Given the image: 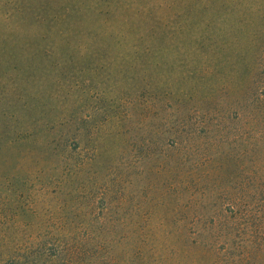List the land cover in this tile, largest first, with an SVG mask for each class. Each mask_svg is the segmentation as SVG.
Here are the masks:
<instances>
[{
    "label": "rangeland",
    "instance_id": "rangeland-1",
    "mask_svg": "<svg viewBox=\"0 0 264 264\" xmlns=\"http://www.w3.org/2000/svg\"><path fill=\"white\" fill-rule=\"evenodd\" d=\"M104 10L0 26V264H264V0Z\"/></svg>",
    "mask_w": 264,
    "mask_h": 264
},
{
    "label": "trees",
    "instance_id": "trees-1",
    "mask_svg": "<svg viewBox=\"0 0 264 264\" xmlns=\"http://www.w3.org/2000/svg\"><path fill=\"white\" fill-rule=\"evenodd\" d=\"M140 1H144L146 3L148 0ZM133 2L134 0H62L46 4L35 2H19L8 6V15H0V26L4 28H11L12 30H27L31 33H35L37 30L43 29L45 27L57 28L67 26L69 28H74V26L80 22V20L83 18V15L87 11L91 10V12L97 14V9L102 6L105 8V10L110 9L112 12L111 15L115 17L119 15L118 13H120L121 10H125ZM105 10L102 12L104 15L106 14ZM137 11L146 15L151 21L149 27L147 28L146 34L138 36V41L142 42L145 39L149 42L150 40L151 43L148 44V47L157 46L158 43H160L162 36L165 35H162V29L159 28L158 22L155 21L156 19L149 17L153 10L149 11V8L146 9L145 6L138 8ZM105 18L107 19L108 16H105ZM96 36L98 37V34H96ZM154 49L161 50L158 48ZM133 53L135 54V57L138 56L137 51H134ZM261 183V190L259 193H257V197L250 199V202L246 201V208H249L250 205H252L251 202L256 203V206L260 204L262 207H264V190H262L264 187L263 179L261 180ZM229 200V208L226 210V213H230L232 224L238 218L240 210L236 203L237 198H235V195H231ZM247 211L250 210L246 209L245 212ZM82 249L83 248L79 243L67 248L62 247L54 254L53 260L51 261H60L62 264H77V262L81 259L80 257L82 254Z\"/></svg>",
    "mask_w": 264,
    "mask_h": 264
}]
</instances>
